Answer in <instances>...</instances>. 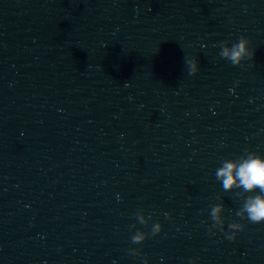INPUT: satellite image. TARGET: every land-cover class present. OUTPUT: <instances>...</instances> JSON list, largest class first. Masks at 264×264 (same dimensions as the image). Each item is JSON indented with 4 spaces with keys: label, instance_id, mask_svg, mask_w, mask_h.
I'll return each instance as SVG.
<instances>
[{
    "label": "clouds",
    "instance_id": "clouds-1",
    "mask_svg": "<svg viewBox=\"0 0 264 264\" xmlns=\"http://www.w3.org/2000/svg\"><path fill=\"white\" fill-rule=\"evenodd\" d=\"M250 41L241 36L238 42L228 45V42H222L219 55L231 62L234 66L241 65L246 58H252L253 52L249 48ZM188 67L189 75H196L199 71V63L196 59H187L185 61ZM216 179L222 182L224 191H232L233 189H242L243 193H255L244 196V202L236 213L241 218H246L252 223L264 222V156L255 152H246L245 155L238 159H226L222 162V166L216 170ZM224 211L223 204H216L211 208L210 216L214 221L212 227H218L223 230L224 220L222 213ZM137 219L141 224H147L150 217L145 219L142 212H138ZM166 217H170L169 213H165ZM241 223H230L226 236L229 240H234L237 234L243 230ZM162 231V225L155 223L152 226L151 235L155 236ZM148 234L138 231L133 237L132 242L141 244L145 241ZM129 254L136 255L134 249H129ZM145 264L147 260L145 259ZM190 264H195L193 259Z\"/></svg>",
    "mask_w": 264,
    "mask_h": 264
}]
</instances>
